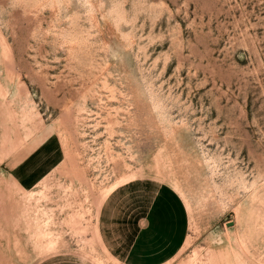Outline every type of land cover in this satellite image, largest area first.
<instances>
[{"label":"rangeland","instance_id":"1","mask_svg":"<svg viewBox=\"0 0 264 264\" xmlns=\"http://www.w3.org/2000/svg\"><path fill=\"white\" fill-rule=\"evenodd\" d=\"M159 187L167 264H264V0H0V264H124L100 208Z\"/></svg>","mask_w":264,"mask_h":264},{"label":"crops","instance_id":"2","mask_svg":"<svg viewBox=\"0 0 264 264\" xmlns=\"http://www.w3.org/2000/svg\"><path fill=\"white\" fill-rule=\"evenodd\" d=\"M130 190L118 188L102 204L98 217L101 244L119 263L167 264L186 244L183 206L187 207L180 195L177 199L164 187L157 188L141 206Z\"/></svg>","mask_w":264,"mask_h":264},{"label":"bare ground","instance_id":"3","mask_svg":"<svg viewBox=\"0 0 264 264\" xmlns=\"http://www.w3.org/2000/svg\"><path fill=\"white\" fill-rule=\"evenodd\" d=\"M32 195H33V194H32ZM32 195H31V196H32ZM45 236H46V234H45ZM48 246H49V247H50V246H53V242L49 243ZM49 249H50V248H49Z\"/></svg>","mask_w":264,"mask_h":264},{"label":"water","instance_id":"4","mask_svg":"<svg viewBox=\"0 0 264 264\" xmlns=\"http://www.w3.org/2000/svg\"><path fill=\"white\" fill-rule=\"evenodd\" d=\"M230 226L232 225V223L231 224H229Z\"/></svg>","mask_w":264,"mask_h":264}]
</instances>
